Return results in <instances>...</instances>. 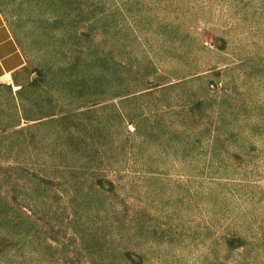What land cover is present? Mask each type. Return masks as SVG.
<instances>
[{
  "label": "rangeland",
  "instance_id": "rangeland-1",
  "mask_svg": "<svg viewBox=\"0 0 264 264\" xmlns=\"http://www.w3.org/2000/svg\"><path fill=\"white\" fill-rule=\"evenodd\" d=\"M0 11V264H264V0Z\"/></svg>",
  "mask_w": 264,
  "mask_h": 264
},
{
  "label": "crops",
  "instance_id": "crops-1",
  "mask_svg": "<svg viewBox=\"0 0 264 264\" xmlns=\"http://www.w3.org/2000/svg\"><path fill=\"white\" fill-rule=\"evenodd\" d=\"M25 64V55L0 11V81L13 80Z\"/></svg>",
  "mask_w": 264,
  "mask_h": 264
},
{
  "label": "built area",
  "instance_id": "built-area-1",
  "mask_svg": "<svg viewBox=\"0 0 264 264\" xmlns=\"http://www.w3.org/2000/svg\"><path fill=\"white\" fill-rule=\"evenodd\" d=\"M6 83L7 84H10L13 89H18L20 87V85H14V84H12L11 81H9V80H7Z\"/></svg>",
  "mask_w": 264,
  "mask_h": 264
}]
</instances>
